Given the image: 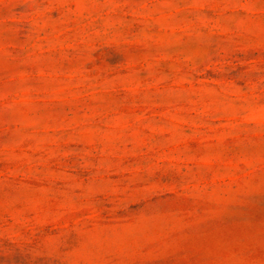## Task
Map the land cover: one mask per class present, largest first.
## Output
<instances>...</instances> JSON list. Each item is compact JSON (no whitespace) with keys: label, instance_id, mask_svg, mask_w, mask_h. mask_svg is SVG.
<instances>
[{"label":"rangeland","instance_id":"rangeland-1","mask_svg":"<svg viewBox=\"0 0 264 264\" xmlns=\"http://www.w3.org/2000/svg\"><path fill=\"white\" fill-rule=\"evenodd\" d=\"M0 264H264V0H0Z\"/></svg>","mask_w":264,"mask_h":264}]
</instances>
